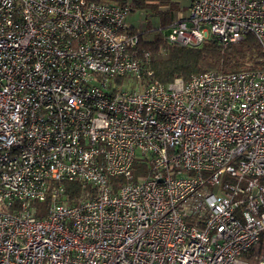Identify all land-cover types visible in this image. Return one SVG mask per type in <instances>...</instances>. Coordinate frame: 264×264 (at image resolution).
I'll return each instance as SVG.
<instances>
[{
  "label": "built area",
  "instance_id": "built-area-1",
  "mask_svg": "<svg viewBox=\"0 0 264 264\" xmlns=\"http://www.w3.org/2000/svg\"><path fill=\"white\" fill-rule=\"evenodd\" d=\"M187 1L168 43L252 34L264 51V0ZM129 13L0 0V264H249L264 233V69L153 81ZM64 181L91 187L71 202Z\"/></svg>",
  "mask_w": 264,
  "mask_h": 264
},
{
  "label": "trees",
  "instance_id": "trees-1",
  "mask_svg": "<svg viewBox=\"0 0 264 264\" xmlns=\"http://www.w3.org/2000/svg\"><path fill=\"white\" fill-rule=\"evenodd\" d=\"M100 2H114L119 5H129L131 12H150L153 16H160L163 27L171 25L178 17L186 18L183 13L187 6H182L177 0H95ZM183 13V14H182ZM179 14V15H178ZM161 30V29H160ZM132 31L139 36V47L150 53L148 68L152 72L151 80L168 83L176 78L189 79L194 74L217 71L223 74L237 73L247 70L264 69V51L257 38L249 34L244 39L222 44L217 38L209 37L197 45H179L168 43L156 28L137 29ZM134 174L143 173L146 168L141 161L133 166ZM121 176H113L110 183L113 190L121 184ZM65 193L74 202L75 197L91 185H83L79 181H64ZM38 207L37 215H45V207ZM40 206V205H39ZM255 252L259 257L264 254V233L257 246L247 255ZM259 262V260H258ZM257 262V264H258Z\"/></svg>",
  "mask_w": 264,
  "mask_h": 264
},
{
  "label": "rangeland",
  "instance_id": "rangeland-1",
  "mask_svg": "<svg viewBox=\"0 0 264 264\" xmlns=\"http://www.w3.org/2000/svg\"><path fill=\"white\" fill-rule=\"evenodd\" d=\"M182 6H187L188 2L187 0H177ZM185 14V16L188 15L189 11L188 8L186 7V9L183 12ZM179 15V14H178ZM127 21L128 24L132 27H135L137 29H149V28H156L159 31L162 30L163 22L160 18V16H153L151 11L150 12H131L129 13L128 17H127ZM165 28V27H164ZM161 29V30H160ZM122 83L124 84L125 81L123 80H113L111 81V85L113 87H117L118 85H122ZM132 84V83H131ZM142 152L139 153V156H142ZM45 202H40L38 201L36 203V205H38V207H44ZM40 205V206H39ZM45 209V208H44ZM244 259L248 261L249 264H257L258 262V257L256 256L255 252H253L252 255H246L244 256Z\"/></svg>",
  "mask_w": 264,
  "mask_h": 264
},
{
  "label": "crops",
  "instance_id": "crops-1",
  "mask_svg": "<svg viewBox=\"0 0 264 264\" xmlns=\"http://www.w3.org/2000/svg\"><path fill=\"white\" fill-rule=\"evenodd\" d=\"M184 1V0H183ZM188 2V1H187ZM187 5H189V2H188V4ZM188 9H189V6L187 7ZM183 14V13H182ZM132 27V26H131Z\"/></svg>",
  "mask_w": 264,
  "mask_h": 264
}]
</instances>
